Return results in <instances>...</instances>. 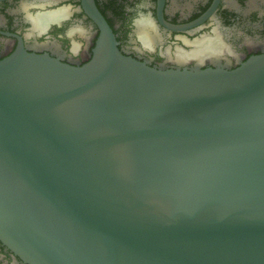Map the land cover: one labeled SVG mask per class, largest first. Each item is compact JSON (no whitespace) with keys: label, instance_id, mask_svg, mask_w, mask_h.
<instances>
[{"label":"water","instance_id":"95a60500","mask_svg":"<svg viewBox=\"0 0 264 264\" xmlns=\"http://www.w3.org/2000/svg\"><path fill=\"white\" fill-rule=\"evenodd\" d=\"M0 59V240L28 264H264V54L234 70L124 54Z\"/></svg>","mask_w":264,"mask_h":264},{"label":"flooded vegetation","instance_id":"af4514ba","mask_svg":"<svg viewBox=\"0 0 264 264\" xmlns=\"http://www.w3.org/2000/svg\"><path fill=\"white\" fill-rule=\"evenodd\" d=\"M93 2L119 49L149 66L234 70L249 57L264 54V0ZM37 14L56 17L34 29L32 18ZM140 19L149 23L150 34L139 32ZM98 32L82 0H0V59L22 47L82 64L90 59ZM0 264L28 263L0 240Z\"/></svg>","mask_w":264,"mask_h":264},{"label":"bare ground","instance_id":"6f19581e","mask_svg":"<svg viewBox=\"0 0 264 264\" xmlns=\"http://www.w3.org/2000/svg\"><path fill=\"white\" fill-rule=\"evenodd\" d=\"M59 15V14H57ZM54 16L56 17V15H52V14H41L37 16H34L32 18V24H33V28H37V29H42L43 27L47 26L49 22H51L52 20H54ZM137 26L139 28V32L142 34V36L145 35V33H148V27H149V23L144 20V19H140L137 21ZM150 34V33H148Z\"/></svg>","mask_w":264,"mask_h":264}]
</instances>
